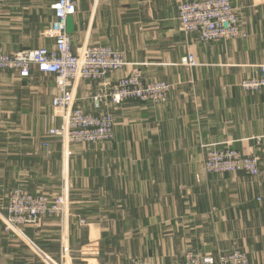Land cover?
Segmentation results:
<instances>
[{"label": "crops", "instance_id": "crops-1", "mask_svg": "<svg viewBox=\"0 0 264 264\" xmlns=\"http://www.w3.org/2000/svg\"><path fill=\"white\" fill-rule=\"evenodd\" d=\"M54 1L0 0L7 28L0 47H53L41 32L51 26ZM181 1L191 0H77L68 20L76 52L108 45L130 62L111 82L138 64L146 80L172 87L160 105L110 102L116 127L109 142L61 146L48 136L61 123L52 122L55 76L35 67L25 79L2 72L0 264H48L42 253L59 259L61 242L72 264H183L189 249L217 255L234 245L250 263L264 264V145L259 177L203 171L208 148L231 142L249 152L264 138V88L239 85L264 60V0H230L248 36L213 42L180 30ZM187 52L201 62L190 71L179 65ZM93 86L82 80L75 88L77 105L90 113L98 112ZM60 186L69 201L64 216H45L25 228L27 236L5 227L14 188L57 194Z\"/></svg>", "mask_w": 264, "mask_h": 264}, {"label": "built area", "instance_id": "built-area-1", "mask_svg": "<svg viewBox=\"0 0 264 264\" xmlns=\"http://www.w3.org/2000/svg\"><path fill=\"white\" fill-rule=\"evenodd\" d=\"M54 18L47 32L54 40L53 47L43 46L39 49H27L11 54L0 52V72L14 70L20 78H29L35 67L40 73L53 74L56 78L57 93L52 100L54 115L61 119L59 125H53L48 130V136L59 138L63 144L72 142L94 143L109 142L114 139L116 122L110 115L98 112L90 113L75 108V88L80 79H104L108 74L124 68L122 53L109 46H94L75 53L71 35L68 32V20L77 12V0H55L51 4ZM181 26L188 32H198L204 41L237 38L245 35L240 27L239 17L230 0H194L179 5ZM46 32V33H47ZM48 34V33H47ZM186 63L197 65L194 56L185 58ZM257 86H264V68L261 69ZM0 76V90L3 81ZM252 80V79H251ZM110 95L98 94L93 99L95 109L107 102L120 104L127 99H154L162 101L169 85L164 82L145 83L137 71L123 76L116 82L106 83ZM250 84V83H249ZM110 85V86H109ZM245 89H255L244 84ZM242 86V87H243ZM258 86V87H260ZM243 87V88H244ZM257 88V87H256ZM45 146L48 142L44 143ZM226 152L215 149L207 152L204 164L206 171L237 172L245 171L248 175L257 176L261 168L259 161L242 158L233 149L223 148ZM211 173V172H210ZM69 208L68 196L48 198L46 195L31 194L23 187L15 188L11 194L8 211L5 216L6 228L17 231V226L24 223H36L42 216H64ZM22 234V232L20 231ZM62 262L57 263L51 257L42 253L48 264H72L66 245L62 246ZM192 249L185 252L183 264H249L246 254L233 250L223 255L220 260L211 256L199 255ZM217 258V257H216ZM130 264H150L145 258H132Z\"/></svg>", "mask_w": 264, "mask_h": 264}, {"label": "rangeland", "instance_id": "rangeland-1", "mask_svg": "<svg viewBox=\"0 0 264 264\" xmlns=\"http://www.w3.org/2000/svg\"><path fill=\"white\" fill-rule=\"evenodd\" d=\"M191 1H194V0H191ZM191 1H181L180 3H179V5L181 4V3H184V2H191ZM179 5H178V9H179ZM233 8H234V6H233ZM234 10H235V8H234ZM235 12H236V10H235ZM237 13V12H236ZM178 15H179V10H178ZM238 15V14H237ZM239 17V16H238ZM179 18H180V16H179ZM180 22H181V20H180ZM239 22H240V20H239ZM240 27H241V25H240ZM49 28L50 27H47V28H45L42 32H41V38L43 39H45V38H51L50 36H49V32H47L48 30H49ZM5 29H7V28H4V27H0V31L1 32H3ZM241 29H242V31L244 32V34L245 35H241L240 37H237V38H229V39H220V40H225V41H227V40H233V39H238V38H246L247 36H248V33L246 32V30H244V28H242L241 27ZM180 30L185 34V35H188V34H190V33H198V32H188L187 30H185L182 26H180ZM48 34H47V33ZM199 34V33H198ZM39 37V38H40ZM199 37H200V34H199ZM37 38L38 37H35L34 36V38H32V40L33 41H35V40H37ZM200 40L201 41H203V42H213V41H204V40H202L201 38H200ZM217 41V40H216ZM13 44H15V43H13ZM29 44V43H28ZM27 44V45H28ZM40 45V44H39ZM43 46H45V45H43ZM43 46H39V47H37V48H33V50H35V49H39V48H41V47H43ZM96 46H108V45H96ZM25 47V46H24ZM91 47H94V46H89V47H86V48H91ZM110 47V46H109ZM112 48V47H111ZM114 49V48H113ZM22 50H27V49H21V50H13V51H7V50H5V48L3 47V46H1L0 47V52H4V53H8V54H11V53H16V52H19V51H22ZM114 50H116V49H114ZM75 53H79V52H76V51H74ZM122 53V52H121ZM122 55H123V57H124V61L125 62H127V65L129 64L130 65V62L126 59V57H125V54H123L122 53ZM190 56H194L195 57V59H196V62H197V65H194V66H192V65H190L189 63H186V61H184L185 60V58H189ZM201 64V62L200 61H198V59H197V57L195 56V54L193 53V52H187V54H185L184 56H182V58H181V60H180V62H179V65H181V66H183V67H185L186 68V70H188V71H190V70H192L193 68H195V67H197L198 65H200ZM126 65V66H127ZM251 67L253 68V74L252 75H250V76H247V77H245V78H243V79H241V81H240V83H239V85H240V87L244 90V91H246V92H256V91H259V90H261V89H263L264 88V86H260V85H258V86H260V87H258L257 86V83H252V82H254V81H257V79H255V78H258L259 76H260V72H261V69H263L264 68V60L262 61V62H258V63H254V64H252L251 65ZM123 69V68H122ZM119 70H121V69H119ZM8 71H11V72H15L14 70H6V71H3V72H8ZM118 71V70H117ZM133 71H137L139 74H140V76L142 77V79H143V81L145 82V83H152V82H157V81H152V80H146L145 78H144V76H143V73H142V70H141V68H140V66L138 65V64H133V66H132V68H131V71L129 72V73H127L126 75H128V74H130L131 72H133ZM114 72H116V71H114ZM114 72H112V74L114 73ZM48 75H53V74H48ZM109 75H111V73L110 74H108L104 79H80L79 80V82L80 81H82V80H84V81H87V82H89V83H93V84H95L96 86H93L94 87V90H93V95H92V98H94L95 96H97L98 94H102V95H105V94H107V95H110V90H109V87H108V85L106 84L107 82L109 83L110 82V80H108L107 79V77L109 76ZM0 76L2 77V71L0 72ZM125 76V75H124ZM122 78V77H121ZM2 79H3V77H2ZM47 79V78H46ZM120 79V78H119ZM118 79V80H119ZM252 79V80H251ZM3 81V80H2ZM117 81V80H116ZM116 81H114V82H116ZM78 82V83H79ZM113 82V83H114ZM160 82H164L165 84H168L169 86V89L166 91V93H165V97L166 98H164L162 101H155L154 99H148V100H141V99H127V100H124V101H122L120 104H115V105H122L124 102H126V101H130V100H139V101H141V102H146V103H152V104H155V105H160V104H164L165 102H167V100H168V97H169V94H170V92H171V89H172V87L170 86V82H168V81H165V80H161ZM250 83V84H249ZM57 84V83H56ZM244 84H248V88H251L252 86H254L253 88H255V89H245L246 87H244L243 85ZM3 86V85H2ZM110 86V85H109ZM244 88H243V87ZM257 87V88H256ZM53 99H54V96H53ZM52 99V100H53ZM94 100V99H93ZM108 103V105H105V106H103V107H101V108H99V109H97V111H98V113L100 114V115H102V114H108V115H110L112 118H113V120H115V116H114V114L110 111V108H109V106H110V100H109V102H107ZM112 103V102H111ZM74 107L75 108H80L78 105H77V97H76V102H75V105H74ZM80 109H82V108H80ZM83 110V109H82ZM115 122H116V120H115ZM115 127H116V125H115ZM114 138H115V135H114ZM264 138H260V137H258V138H256V139H254L253 141L255 142L254 144L256 145V147L254 148V146L255 145H253L252 146V148L253 149H251V151H249V152H244V151H242V150H239V149H236V148H234L233 147V145H232V143L231 142H225V144L222 146V144H220V146H213V147H210V148H208V150L206 151V154H205V158H206V155H207V152H209L210 151V149L211 150H213V149H215V150H219V151H222V152H226L223 148H230V149H233V150H236L240 155H241V157L242 158H245V157H247V158H249V159H255L256 158V160L257 161H259V164L261 165V161H262V155H260V153H259V151L261 150V148L263 147V140ZM113 140V139H112ZM59 142L61 143L62 142V140H59ZM98 142H106V141H98ZM63 143V142H62ZM61 143V146H63V144ZM96 143V142H95ZM73 144H75V145H79V144H83V142H72V143H68V144H66V146H69V145H73ZM204 161H205V159H204ZM261 167V166H260ZM207 169H205V164H204V162H203V171L206 173V174H213L214 173V171H213V173H212V171H206ZM211 172V173H210ZM245 174V175H247V176H249V177H259L260 176V174L262 173V171H260V174L259 175H257V176H253V175H248V173H246L245 171H237V172H234V171H232V172H228V173H223V172H216V173H214V174ZM15 189V188H14ZM13 189V190H14ZM59 191L57 192V194H54V192H50V191H45V192H43V191H37V192H33V191H31L29 188H26V187H23V190H25V191H27V192H29V193H31V194H37V195H39V194H41V195H46V196H48V198H50V199H53L54 197H61V196H64L65 195V192H64V187H62V186H60L59 188ZM12 190V191H13ZM11 191V192H12ZM11 192H10V194H11ZM9 199H10V195H9ZM7 211H8V207H7V210H6V213H7ZM47 216H55V215H47ZM45 216H42V217H40L39 219H38V221L36 222V223H33V222H30V223H24V224H20V225H18L17 227V231L18 232H22V234H23V236H27V234H26V232H25V228L26 227H28V226H33V225H36L39 221H41L42 220V218H44ZM4 220V222H5V219H3ZM7 226V224L5 225V227ZM10 230V229H9ZM61 248H62V246H64V244H63V242H61ZM235 246V248H233L232 250H230V251H228V252H223V253H218L217 255H215V254H211V255H206V254H203V253H201V252H198V251H196V252H198V253H201V254H203V255H205V256H211V257H213V258H215V259H217V260H220L222 257H224L225 255H227V254H229L231 251H233V250H240V251H242V252H244L245 254H246V256H247V258H248V260H249V264H252V263H250V256H249V252H247L246 250H244V249H242V248H240V247H238V245H234ZM61 248H60V250H61ZM201 254H199V255H201ZM61 255H62V250H61ZM61 255H59V259H57V260H55L54 258H52V260H54V261H56L57 263H61L62 262V257H61ZM224 255V256H223ZM217 257V258H216ZM149 262H150V260L149 259H147ZM46 262H48L47 261V259H46ZM151 264V263H150Z\"/></svg>", "mask_w": 264, "mask_h": 264}]
</instances>
